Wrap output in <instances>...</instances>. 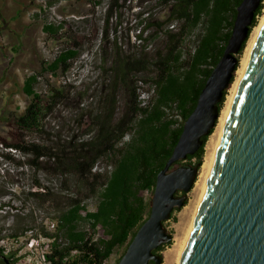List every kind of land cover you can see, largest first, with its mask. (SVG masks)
Returning a JSON list of instances; mask_svg holds the SVG:
<instances>
[{
  "label": "trees",
  "instance_id": "trees-1",
  "mask_svg": "<svg viewBox=\"0 0 264 264\" xmlns=\"http://www.w3.org/2000/svg\"><path fill=\"white\" fill-rule=\"evenodd\" d=\"M126 1L108 2L100 38L104 44L112 45L111 53L108 55L104 50L101 60L106 83L103 81V93L94 109L79 115V131L63 134L44 126L51 110L68 98L70 84L50 87L44 95L35 89L39 77L45 73L64 75L71 68L78 55L71 46L60 49L50 62H42L39 71L24 77L22 91L31 99L21 114L5 117L9 128L21 134L11 138L13 132L9 131V139L1 141L20 154L17 165L29 171L31 189L23 192L22 199L17 197L20 202L15 204L14 197L4 196L16 192L19 182L0 183V219H11L7 227L0 225V240L48 237L50 252L46 256L51 264H104L107 253L115 248L124 247V253L149 215L150 200H145L142 192H153L158 172L169 159L184 121L223 54L241 2L161 0L162 8L156 13L148 10L139 13L141 19L134 28L131 43L129 35L120 42L122 35L117 34L119 11ZM100 2L97 0L94 5ZM261 9L262 0L249 31ZM113 19L115 23L110 28ZM173 21L179 23L175 32L166 27ZM62 27L63 22L46 23L42 30L54 38ZM152 30L164 36L165 42L149 57L145 33ZM189 36L195 37L194 45L186 50L184 42ZM126 46L128 50L132 48L131 53L125 52ZM144 74L151 94L142 104L136 83L138 76ZM119 93L125 98L121 111ZM225 93L226 89L219 110ZM88 123L94 134L84 137L87 133H82V128ZM23 132L34 137L24 139ZM208 136L184 160L194 159V164L201 165ZM102 159L111 162L109 171H96L95 166ZM53 179H57V185ZM87 198L96 200L95 209L87 207ZM46 219L55 221L51 231ZM99 226L103 236L96 235Z\"/></svg>",
  "mask_w": 264,
  "mask_h": 264
},
{
  "label": "water",
  "instance_id": "water-1",
  "mask_svg": "<svg viewBox=\"0 0 264 264\" xmlns=\"http://www.w3.org/2000/svg\"><path fill=\"white\" fill-rule=\"evenodd\" d=\"M261 0H241L219 61L183 123L169 159L156 176L149 215L117 264H161L155 253L172 240L163 226L181 209L199 164L173 167L194 154L214 128L223 92ZM180 192V196L176 193ZM179 264H264V20L236 88Z\"/></svg>",
  "mask_w": 264,
  "mask_h": 264
},
{
  "label": "rangeland",
  "instance_id": "rangeland-1",
  "mask_svg": "<svg viewBox=\"0 0 264 264\" xmlns=\"http://www.w3.org/2000/svg\"><path fill=\"white\" fill-rule=\"evenodd\" d=\"M95 1L97 0H7L1 6V9L4 11L0 16L3 20L2 24L8 27L7 29L10 28L11 31V43L9 44L11 50L3 54L5 57L3 60L0 58V183L7 182L8 185L10 181L19 182L17 188L15 186L17 183L14 184L15 187L13 186V188H16V192L4 196L14 197L15 204H19L18 198L22 199L24 197L23 192L31 189L29 186L30 173L26 168L17 165L21 161L20 154L15 152L14 149L6 147L1 141V138L9 139V131L13 132L11 138H14L16 133L21 134V132L9 128L5 117L21 114L31 99V97L25 95L22 91L24 77L32 72L39 71L42 62H50L60 49L71 46L75 47L78 51L77 57L72 61L71 68L64 75L51 76L45 73L39 77L40 80L36 84L35 89L38 93L44 95L50 87L59 86L64 83L70 84L71 92H69L68 98L51 110L44 120V126L46 130H50L51 132L59 130L63 134L77 132L80 125L77 122L79 115L88 114V111H92L96 106V101L98 100L99 102V95L103 93V91L101 92V88L107 76L106 72L101 68V60L104 50L108 54L111 53L112 49L110 43L104 44L100 39L103 36L104 17L109 0H100L101 2L97 5H94ZM161 8V0H127L124 7L119 11L118 20L120 23L117 25V34L119 36L122 35L120 42L126 41L127 35L130 37V42H134V28L141 19L139 16L140 12L148 10L154 14ZM263 12L264 0H262L261 12L255 18L254 26L259 24ZM14 17L17 19L14 20ZM60 22H63V27L54 38L43 32L42 26L44 24H58ZM114 23L115 20L113 19L109 27L111 28V25L113 26ZM178 26L179 23L173 21L166 27L175 32ZM253 27L250 29L248 37ZM153 31H149L150 34L145 33L147 35L145 51L148 52L149 57H152L156 49L161 47L163 42H165L164 36H161L160 33L155 34ZM194 40V36H189L185 40L184 47L186 50L192 49ZM125 50L128 53L132 52V48L128 50L127 46ZM1 52L5 51L1 50ZM242 53L243 50L241 53L236 54L238 59L236 69ZM236 69L233 73V80L226 89L220 109L224 106L229 94L228 90L236 78ZM138 77L136 92L139 93L143 104L146 103L147 98L151 94L149 92L151 86L148 80L145 81V74ZM119 95L118 110L121 111L125 98L122 93H119ZM89 124L84 125L82 128V133H87L84 137L94 134V128ZM22 135L24 139L34 137L33 134L30 135L27 132H23ZM207 140L204 144L203 156ZM8 157H12V159ZM194 162V159L191 162L183 160L179 161V163H174L173 167L193 165ZM110 168L111 162L108 159L99 160L95 166L98 172L109 171ZM57 183V179H53V184L57 185ZM142 195L145 200H150L152 193L147 191L142 192ZM180 195V192L176 193V196ZM190 197L189 191L185 205ZM95 201L94 198H87L85 204L89 209H95ZM181 209L175 208L170 218L163 222V226L172 234V240L168 244L163 245L161 250L155 252L162 256L161 264H172L171 258L167 257L166 252L172 247L173 239L176 237L178 227L181 224ZM10 220V218L0 219V225L7 227ZM49 220L51 219H46L45 222L47 223ZM96 235L103 236L100 226L96 229ZM27 238H20L19 243H22V248L20 246V250L15 255V257H18V264H39V252H30L23 246ZM123 249L124 247L115 248L112 252L107 253L104 264H117Z\"/></svg>",
  "mask_w": 264,
  "mask_h": 264
},
{
  "label": "bare ground",
  "instance_id": "bare-ground-1",
  "mask_svg": "<svg viewBox=\"0 0 264 264\" xmlns=\"http://www.w3.org/2000/svg\"><path fill=\"white\" fill-rule=\"evenodd\" d=\"M263 20L264 12L262 14L259 24L253 27L246 41V45L239 60V65L236 69V78L228 90L229 94L227 95V99L224 106L220 109L215 129L209 136L205 145V153L203 156V160L200 165L196 180L193 183V187L190 190L191 197L188 199L187 204L182 207L180 211L181 224L178 227L176 237H174L173 239L172 247L169 248L166 252L167 257L169 256V258H171L170 260L172 261V264H179L180 262L198 207L200 205L204 189L207 184V179L213 164L216 149L219 144L222 128L228 116L236 88L244 72L249 56L254 48Z\"/></svg>",
  "mask_w": 264,
  "mask_h": 264
},
{
  "label": "built area",
  "instance_id": "built-area-1",
  "mask_svg": "<svg viewBox=\"0 0 264 264\" xmlns=\"http://www.w3.org/2000/svg\"><path fill=\"white\" fill-rule=\"evenodd\" d=\"M48 230H52L55 226L54 220H49L47 223ZM20 239H2L0 240V249L2 250V254L9 258H18L15 257L17 252L20 250V246L22 248V243H19ZM50 242L51 239L48 237H29L26 242L23 244L25 249L30 252H39V264H51V262L47 258V254L50 252ZM19 243V244H18Z\"/></svg>",
  "mask_w": 264,
  "mask_h": 264
},
{
  "label": "crops",
  "instance_id": "crops-1",
  "mask_svg": "<svg viewBox=\"0 0 264 264\" xmlns=\"http://www.w3.org/2000/svg\"><path fill=\"white\" fill-rule=\"evenodd\" d=\"M7 1V0H0V16L2 15L1 13L4 12L2 9H1V6H3V3ZM17 17V16H16ZM14 17L16 20L17 18ZM0 58L3 60L5 57L3 56V54L6 53V51H9L11 50V47H9V44L11 43V31H10V28L7 29L8 27H5L2 22V18L0 17ZM11 28L12 26L9 25ZM1 50H4L5 52H1ZM0 59V60H1Z\"/></svg>",
  "mask_w": 264,
  "mask_h": 264
},
{
  "label": "flooded vegetation",
  "instance_id": "flooded-vegetation-1",
  "mask_svg": "<svg viewBox=\"0 0 264 264\" xmlns=\"http://www.w3.org/2000/svg\"><path fill=\"white\" fill-rule=\"evenodd\" d=\"M154 252H156V251H154ZM0 264H18V261L17 260L14 261L12 258H9V257L3 255L2 253H0Z\"/></svg>",
  "mask_w": 264,
  "mask_h": 264
}]
</instances>
